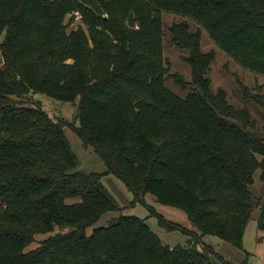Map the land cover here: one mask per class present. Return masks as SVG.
<instances>
[{"label": "trees", "instance_id": "trees-1", "mask_svg": "<svg viewBox=\"0 0 264 264\" xmlns=\"http://www.w3.org/2000/svg\"><path fill=\"white\" fill-rule=\"evenodd\" d=\"M166 13L184 21L166 32ZM203 30L264 76V0H0V264H233L204 238L241 250L256 210L264 232V191L252 190L255 171L264 183V133L250 110H264V95L242 87L236 106L213 89L216 53L201 49ZM167 38L187 53L189 81L164 57ZM33 95L78 101L82 145L134 205L190 239L164 244L132 214L88 234L122 208L103 174L80 169L68 124ZM148 195L184 211L191 229L158 213ZM39 234L52 235L28 249Z\"/></svg>", "mask_w": 264, "mask_h": 264}, {"label": "rangeland", "instance_id": "rangeland-1", "mask_svg": "<svg viewBox=\"0 0 264 264\" xmlns=\"http://www.w3.org/2000/svg\"><path fill=\"white\" fill-rule=\"evenodd\" d=\"M74 16L76 18L75 21L78 24L81 19V14L75 12ZM163 19L165 20L164 30L166 32L173 23L184 21V18L173 13L164 14ZM189 22L192 30L195 31L199 29L198 24L191 20H189ZM75 28L76 26L73 25L72 29L74 30ZM0 40L2 39L0 38ZM201 45L203 51H215L216 53L215 60L212 62L209 78L212 81L214 90H217L220 87L225 90L230 104L236 106L244 104L242 87L247 88L248 94L253 95L260 93L264 95V76L254 71H249L242 67L240 63L234 61L221 48H218L215 45L209 34L204 30L202 31ZM185 55H187L186 52L179 50L173 44L171 45L168 38L166 39L164 44V57L168 60L169 65H171L172 72H178L184 75L189 81L191 79V67L183 60V56ZM168 86L172 91L180 93L179 88L172 81L169 82ZM32 99L40 101L48 114L54 118H61L68 124L65 126V131L71 146H73V150L81 163L80 169L86 170L87 172L103 174V182L107 190L115 197L120 208H122V210L119 211L105 213L94 226L88 228V234H91L94 229L108 226L110 222L120 214H132L141 219H146L150 228L159 238H161L164 244L173 247L178 244H185L190 239L189 236L179 230L177 232H169L165 228H161L157 218L151 215L149 207L140 203L134 205L133 194L127 190L124 183L117 176L106 174V165L95 153L94 149L91 147L87 149L82 145V141L79 139L76 132L73 131V125L79 126V122H76L78 101L75 103H63L50 98L48 99L43 95H33ZM250 110H253V115L258 118V125L264 133V110H261L263 112L255 110L253 105ZM260 174V170L255 171L254 174L255 181L252 190L256 195L264 191V183L261 181ZM146 199L149 205L154 207L161 215L163 214L169 221L180 223L191 229V223L188 221L187 215L184 211L179 208L163 204L160 205L152 195H148ZM258 214L259 211L256 210L252 215V220L249 222L244 233L243 248L241 250L237 249L227 241L221 240L217 236H206L204 242L207 245L211 244L217 252L221 253L233 264H264V232H261L258 229ZM51 235L52 234L37 235L35 242L32 243L28 249L38 248L41 241Z\"/></svg>", "mask_w": 264, "mask_h": 264}, {"label": "water", "instance_id": "water-1", "mask_svg": "<svg viewBox=\"0 0 264 264\" xmlns=\"http://www.w3.org/2000/svg\"><path fill=\"white\" fill-rule=\"evenodd\" d=\"M128 20H129V26L130 27H135L136 26V20L134 18V13L133 12H131L129 14Z\"/></svg>", "mask_w": 264, "mask_h": 264}]
</instances>
